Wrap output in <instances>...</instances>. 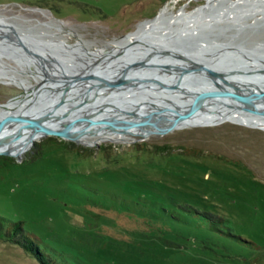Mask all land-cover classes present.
Returning a JSON list of instances; mask_svg holds the SVG:
<instances>
[{"label": "rangeland", "instance_id": "374dc122", "mask_svg": "<svg viewBox=\"0 0 264 264\" xmlns=\"http://www.w3.org/2000/svg\"><path fill=\"white\" fill-rule=\"evenodd\" d=\"M123 1L134 4L126 17L117 11ZM205 1L0 0V24L14 33L26 30L30 39L25 34L22 39L30 42L75 43L82 39L90 48L99 44L114 48L104 43L134 30L144 18L158 15L165 7L173 12L181 7L191 11ZM92 3L107 16H99ZM256 3L246 6L256 9ZM242 19L243 27L232 34V26L221 19L212 20L209 28L194 26V21L192 32L174 40L187 43L189 51H200L201 46H195L200 40L227 41L231 37V52L244 56L242 51H264V16L246 14ZM240 44L241 52L236 48ZM10 48L12 51L0 52L2 77H6L3 73L21 74L33 84L46 78H35L34 71L42 69L32 53L35 49L27 51L19 43ZM53 51L62 70L81 66L67 50ZM25 55L37 65L31 68L21 62L19 58ZM55 55L48 58L54 60ZM171 84L165 85L169 87L166 93H156L163 84L154 82L148 87L155 93L147 94L138 92L139 86H127L135 94L131 97L112 91L116 94L105 99L106 90L94 109L65 122L84 136L108 133L125 140L88 144L49 132L19 154L0 152V219L4 227L21 219L23 229L59 263L264 264L263 122L184 114L194 103H198L194 108L206 106L202 103L205 97H197L204 93L198 88L200 95L196 94L192 86L173 88ZM22 89L10 77L0 79V102ZM191 91L194 94L187 95ZM166 105L179 111V116L172 117ZM84 119L90 121L81 123ZM192 207L220 215L216 221L220 229L209 226L210 221ZM227 228L256 243L228 235L223 231ZM0 264L40 263L0 230Z\"/></svg>", "mask_w": 264, "mask_h": 264}, {"label": "bare ground", "instance_id": "6f19581e", "mask_svg": "<svg viewBox=\"0 0 264 264\" xmlns=\"http://www.w3.org/2000/svg\"><path fill=\"white\" fill-rule=\"evenodd\" d=\"M252 1L258 2L255 5L256 9L251 5L246 6L247 3ZM165 8L158 15L140 21L134 30L129 31L126 34L122 35L121 37H119L120 39L116 38L114 40L109 41L108 45H112V47L114 46V48H110V46L107 48L106 47L100 48L99 50L96 51L98 52V55L94 59L89 60L88 62L86 61L87 63H85V65H82L80 67H73L72 69L66 68L65 71L68 72H65L64 70L61 69L63 66L58 63V60L56 58L57 55L53 56L54 57L53 60V59H49L48 57L46 59L44 55L40 53V57L44 59V63L48 65L49 69L48 70L45 69L46 68L45 66L44 67L45 70H43L42 68L41 70L39 69L40 72L34 71L37 74V75L35 74L36 75L35 78H39L40 75H43V78L46 77L43 81L46 82V80L48 79L62 80L67 77H75L79 75L77 76L79 78L77 80L81 81L82 75L88 73L96 72L101 74L102 76L110 78L115 75H118L121 71L125 72L126 76L124 77V79L126 81H131V80L133 81L134 79L138 80V78L140 79L143 76L157 77L163 81H166V83L163 84V87H161L162 86L161 85L160 86L161 88L158 89L156 88L155 89L157 91L156 93L158 92L166 93L169 88L168 86L167 87L165 86L167 82L170 83L173 82V84L176 83L175 85H181V88H185L186 86H192L194 91L198 95L200 94L197 93L196 90L198 88L202 90L204 94L201 96L205 97L206 99L203 100L202 103L206 104V106L203 107L198 106L196 108H192L190 114L199 113L207 117L206 119L213 117L214 118L233 117L240 119L244 122H252V123L263 122L264 124V113H261L257 110H252L249 108L238 106L237 102H234L235 100H232V98H229L220 91V87L218 83H215V81L211 77H208L203 72L197 71L195 69H192L188 72L178 71L179 67L183 63L188 62V60L184 55L185 53L187 55V52H189L187 56L195 58L201 63L209 64V66L212 65L211 66L212 69L216 70L221 75H223V77L228 78L232 82L237 84V87H234L224 82L227 88L232 89V91L237 89V91L243 94L251 95L248 92L250 89L248 88L247 84H249L250 85L249 87H251L252 91L253 90L256 91L257 95H259L258 86H260L261 89L264 91V51L263 50H259L255 48L253 49V51L250 50L248 52L245 51L246 53H243L245 57L240 54H236L233 51L231 52L229 51L230 50L229 48L233 46L228 44V42H230L231 40L230 39L231 37L227 38V41L200 40L195 45V46L197 45L201 46L200 51H197V49H193L189 51L190 47L187 43L178 42L174 40L177 36H179L182 33H187V31L192 32L195 27L193 28L190 27L194 21H197V23L196 24L194 23L193 25L198 27L200 26L201 22H209L214 19L215 20L221 19V21H226L227 24H230L232 26V30H231L232 32L230 33L232 34L234 31L236 32V30H239V28L244 24V22L240 23L239 20H243L242 18L246 14H249L250 17L257 13H260L262 16H264V0H206L203 4L197 6L195 9L191 11H187L184 7H181L177 12H173L171 10H165ZM35 9L45 12L47 11L45 9H41L37 7H35ZM0 27H1L0 28L1 31L4 28H8L9 26L0 24ZM8 29H9L8 30L9 33L11 34V38L13 39V41L11 42L13 44L14 43L20 44V41L22 40L26 43L27 46L35 49L36 51H45V48H47L42 45L36 46L35 44H32V42L22 39V34H20V32L26 30L19 29V31L16 30V34L15 33L13 34V31L15 30L12 31L10 30V28ZM14 29L17 28L15 27ZM230 34L229 36H231ZM132 40H134L135 42L130 44ZM77 42L79 44H82L81 40H78ZM121 44H124L125 46L126 45L129 46V49H126L125 52L117 55L118 56L117 58L112 57V55L106 56L107 52H109L110 50L105 51V49H112V50L117 49ZM2 45L4 46V44ZM236 47L239 46L236 45ZM240 48L244 49L242 47V44H240ZM9 50L10 49L6 50L4 48V49H0V52L1 51L6 52ZM14 51L18 52L19 56L21 55V53L18 50H14ZM172 53H174L175 55H172ZM218 54L221 55L215 58V56ZM19 59L21 62H24L27 65L29 64L31 68L32 65L36 63L35 61L30 60L28 57L26 58V55ZM137 60H141V61L147 60L148 62L144 64H139ZM152 62L153 64H150ZM176 63L177 65H175ZM219 65L221 66L218 68ZM54 69H58V71L56 72ZM52 70L55 71V73L51 74L50 71ZM3 74L6 77H2L0 73V79H6L10 77L14 82L24 87L25 89L24 91L30 90L34 85L30 81H26L24 75L16 74V73H12V74L3 73ZM8 80L9 79H7V81ZM152 80L153 79L150 80L149 78L147 84L143 86L140 85L139 87H137L138 92H141V94H147L149 92L155 93L154 89H149L148 87V85H151L152 83L155 82ZM127 88H128L127 85L126 86L122 85L115 88L113 87L109 89H104L102 91H96L94 93L93 91L85 93L86 88L84 85H79V86L74 85L72 89L66 91L65 93V95L70 96L68 99L66 98L62 104L57 106V108L51 109L49 111L47 110L50 114L52 113V116L57 117L59 121H56L54 119L45 120L43 122H38L37 125L26 127L20 130L13 138L3 141L0 148L9 151L10 153L13 154H19L23 152L25 149H27L36 138L40 137L45 133H49V132L56 133V131L62 133V135L65 137L74 138L78 141H82L88 144H91L96 140H113V141L125 140L124 138L116 137L108 133H102L99 134L98 136H84L80 134L78 131L68 128L65 125V122L70 120L72 117L80 115L82 111L90 110V108L96 106L103 99L102 94H104L106 90L108 91V93L105 99H107L108 97L111 98L112 95L116 94L115 92H119L123 94V96L125 97L134 96L135 94L132 95L129 91H127ZM116 89L118 90L116 91ZM24 91L21 93L24 94ZM59 91H60V87L55 92L51 91V89L43 88L42 93L45 96V101L43 103H38V104L35 103L36 106L40 107L44 103L46 104L50 100L54 99L57 96V94H60ZM112 91H115L114 94H112ZM178 93L181 94L180 92ZM189 94L193 95L194 93L193 91H191L190 93H187V95ZM25 95L27 94L25 93ZM181 96L186 98L185 95L181 94ZM135 97L137 99L138 95H136ZM208 97L210 98V100L208 99ZM20 98L25 99V97L18 96L17 99L7 100L4 107L0 109V116L3 114H8L16 111L19 112L24 110L25 104L23 100L20 101ZM78 104H82L83 107L76 109L73 113H69L70 110L73 109ZM166 106L169 112L172 113L174 111L171 110V108L168 105ZM48 112L47 114H49Z\"/></svg>", "mask_w": 264, "mask_h": 264}, {"label": "water", "instance_id": "95a60500", "mask_svg": "<svg viewBox=\"0 0 264 264\" xmlns=\"http://www.w3.org/2000/svg\"><path fill=\"white\" fill-rule=\"evenodd\" d=\"M145 19V18H144ZM213 21H209V22H201L200 25L201 26H205L207 28L212 26ZM1 28V27H0ZM8 28H4L3 30L0 31V49H10L12 51L10 47L13 39L11 38V34L8 31ZM14 33V32H13ZM16 33V32H15ZM181 35V34H180ZM133 42H135L134 40H132V42L130 44H132ZM4 44V46L2 45ZM20 46L24 49H28L29 46L26 45V43L24 41H20ZM237 49H240V47H236ZM126 49H129V46H125L124 44H121L117 49H111L109 52H107L106 56H111L117 58L120 53L125 52ZM28 51V50H27ZM227 51V50H226ZM231 51V50H229ZM242 53H246L244 51H242ZM152 54V53H151ZM172 55H175L174 53H172ZM186 59L188 60V62L183 63L178 71L179 72H188L192 69H195L197 71L203 72L205 75H207L208 77H211L215 83H218L220 85V91L228 96L229 98H232L234 100L237 101V105L240 107H245V108H249L252 110H257L261 113H264V91L261 89L260 86H258L259 88V92L257 95L256 91H252L251 87H249L250 85L247 84L248 88L250 89L248 92L251 95H247V94H243L239 91L234 90L232 91V89L227 88L226 84H229L231 86L237 87V84L232 82L230 79L223 77V75H221L219 72H217L216 70L212 69L211 66H209V64H205V63H201L198 60L185 55ZM139 64H144L147 63V60H137ZM150 64H153L150 63ZM177 65V64H175ZM79 76V75H77ZM77 76L75 77H67L65 79H59V80H51L48 79L45 81H41L40 83H37L32 86V88L28 91H24V94H22L21 92L23 91L20 90L19 92L10 95L6 100H11V99H17L18 96H22L25 97V99L20 98V101L23 100L24 104H25V108L22 111H16V112H12V113H8V114H3L0 116V146L2 145L3 141L5 140H9L11 138H13L20 130L26 128V127H30L32 125H37L38 122H43L45 120H56L59 121L57 119V117L52 116V113L50 114L48 111L51 109H55L57 108V106H59L60 104H62L64 102V100L67 98H69V95H65L66 91L72 89V87L74 85L79 86V85H84L85 86V93L86 92H96V91H102L104 89H109V88H115V87H119V86H143L145 84H147L149 78L150 80L153 79L152 81H155L156 84H165L166 81L161 80L160 78L157 77H147V76H143L140 79L138 78V80H131V81H126L124 79V77L126 76L125 72L121 71L118 75H115L113 77H105L102 76L99 73L96 72H92V73H88L85 75H82L81 81L77 80L79 79ZM226 84H225V83ZM170 83V82H168ZM224 83V84H223ZM176 83L171 84V86H174ZM60 87V94H57V96L50 100L49 102H47L46 104L44 103L42 106L37 107L36 104L38 103H43L45 101V96L42 93V89L43 88H48L51 89V91L55 92L57 89H59ZM25 93L28 95H25ZM261 93V94H260ZM74 95V94H73ZM91 95V94H90ZM198 99H203L204 97L197 96ZM195 97V99L197 98ZM87 98V97H86ZM95 98V96H94ZM205 99V98H204ZM4 101H1L0 104H3ZM36 103V104H35ZM80 103V102H79ZM35 104V105H33ZM198 103H194L193 105H190L189 108L190 110L185 111L184 114H187L189 112H191V109L194 108ZM83 105L82 104H78L77 106H75L73 109L70 110L69 113H73L76 109L82 108ZM48 110V111H47ZM47 112L49 114H47ZM179 111L177 112H172V117H177L179 116ZM88 121H90L89 119H84V121H82L81 123H87ZM36 127V126H34ZM57 134L62 135V133L57 132ZM63 136V135H62ZM0 152H7L10 153L9 151H6L2 148H0Z\"/></svg>", "mask_w": 264, "mask_h": 264}, {"label": "trees", "instance_id": "16d2710c", "mask_svg": "<svg viewBox=\"0 0 264 264\" xmlns=\"http://www.w3.org/2000/svg\"><path fill=\"white\" fill-rule=\"evenodd\" d=\"M192 209L197 214L206 217L210 221L209 226H211L213 229H220L216 224V221L222 218L220 215H217L208 209H198L197 207H192ZM0 230H3L10 241L18 243L25 250V252L32 255L40 264H79L74 262L59 263L55 261L54 258L47 251L41 249L37 242L33 239V237L23 229L21 219L10 221L9 223H7L6 227H4V224L0 219ZM223 231L228 235L241 240L242 242H246L249 244L256 243L249 238L241 236L239 233L231 231L230 228H227Z\"/></svg>", "mask_w": 264, "mask_h": 264}, {"label": "flooded vegetation", "instance_id": "af4514ba", "mask_svg": "<svg viewBox=\"0 0 264 264\" xmlns=\"http://www.w3.org/2000/svg\"><path fill=\"white\" fill-rule=\"evenodd\" d=\"M92 4H94V7H96V9H97V11H98V15L99 16H101V17H105V16H107V14L105 13V11H104V9L102 8V7H100V6H98L97 4H95V3H92ZM134 4L132 3V4H125V5H121V8L120 9H118L117 11H119V13H118V15H122L123 17H126L127 16V14H129V13H127L128 11H130L131 9H129L131 6H133ZM40 8V7H39ZM128 32V31H127ZM20 34H25V31H23V32H20ZM124 34H126V32L124 33ZM124 34H122V35H124ZM49 36L48 37H53V35H51V34H48ZM54 35H59V34H54ZM121 35V36H122ZM24 36V35H23ZM120 36V37H121ZM25 37H28L29 39H30V36H28L27 34H25ZM80 38V37H79ZM77 39V38H76ZM75 39V40H76ZM118 39H120V38H118ZM74 40V41H75ZM78 40H81V41H83L84 42V40H82V39H78ZM39 41L40 42H37V43H35V42H33L32 41V44H35L36 46H40V45H42V46H45V47H47V48H45V52L44 51H34L33 52V55H35L36 56V59L37 60H41V63H42V68H44L45 67V63H44V59L42 58V57H40V53L42 54V55H44V57L47 59V57H49V56H52V55H55L53 52V50L54 49H58V48H60V49H65V50H67L68 52H70L71 53V55H75L79 60H78V62L79 63H81V66L82 65H85V63H87L89 60H92V59H94L97 55H98V52H96L97 50H99L98 48H100V47H104L103 46V44H99V45H97V46H95V47H88L86 44H85V42H84V44H77V42H75V43H69V42H73V41H69V42H60L59 43V41H58V43H50V42H48V43H46L47 41H45L44 39H39ZM108 42V41H107ZM107 42L106 43H104L106 46L108 45L107 44ZM59 47H58V46ZM62 45H64V46H62ZM62 47V48H61ZM50 48V49H49ZM48 50V51H47ZM109 51V50H111V49H105V51ZM40 58V59H39ZM30 60H32V59H30ZM87 61V62H86ZM64 69H66V68H64ZM77 69V68H76ZM75 69V70H76Z\"/></svg>", "mask_w": 264, "mask_h": 264}, {"label": "crops", "instance_id": "0c3cea01", "mask_svg": "<svg viewBox=\"0 0 264 264\" xmlns=\"http://www.w3.org/2000/svg\"><path fill=\"white\" fill-rule=\"evenodd\" d=\"M125 2H126V1H123V2H121V3H120V5H121V4H123V5H124V4H125Z\"/></svg>", "mask_w": 264, "mask_h": 264}]
</instances>
